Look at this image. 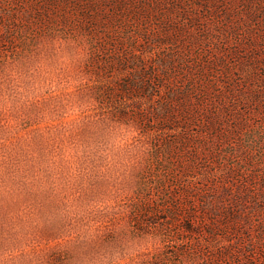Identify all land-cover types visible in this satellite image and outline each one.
<instances>
[{
  "label": "rangeland",
  "instance_id": "1",
  "mask_svg": "<svg viewBox=\"0 0 264 264\" xmlns=\"http://www.w3.org/2000/svg\"><path fill=\"white\" fill-rule=\"evenodd\" d=\"M0 264H264V0H0Z\"/></svg>",
  "mask_w": 264,
  "mask_h": 264
}]
</instances>
